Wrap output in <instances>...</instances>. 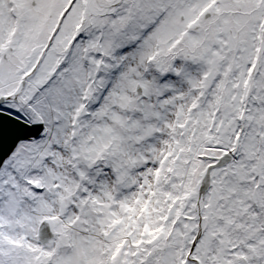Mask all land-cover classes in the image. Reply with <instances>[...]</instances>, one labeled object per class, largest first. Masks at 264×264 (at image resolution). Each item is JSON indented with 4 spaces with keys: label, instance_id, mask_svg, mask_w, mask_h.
Listing matches in <instances>:
<instances>
[{
    "label": "snow or ice",
    "instance_id": "6c2138e0",
    "mask_svg": "<svg viewBox=\"0 0 264 264\" xmlns=\"http://www.w3.org/2000/svg\"><path fill=\"white\" fill-rule=\"evenodd\" d=\"M0 264H264V0H0Z\"/></svg>",
    "mask_w": 264,
    "mask_h": 264
}]
</instances>
